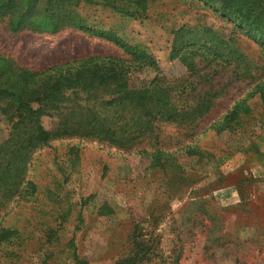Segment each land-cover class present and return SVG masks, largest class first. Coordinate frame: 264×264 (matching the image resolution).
Instances as JSON below:
<instances>
[{
  "label": "rangeland",
  "instance_id": "374dc122",
  "mask_svg": "<svg viewBox=\"0 0 264 264\" xmlns=\"http://www.w3.org/2000/svg\"><path fill=\"white\" fill-rule=\"evenodd\" d=\"M78 12L88 24L145 50L157 70L142 68L112 42L73 28L55 34L14 33L4 18L0 59L37 79L53 76L54 81L82 65L112 63L113 73L119 74L124 64L131 87L142 89L157 74L171 80L185 73L170 56L176 32L186 28L193 36L211 29L222 39H232L243 62L237 77L214 83L212 89L222 93L210 96L209 111L193 124L160 121L154 134L138 144H124L122 134L104 137L94 132L52 139L34 151L22 180L27 194L0 207V228L16 229L24 238L19 248L13 245L17 257L3 264H42L49 254L48 264H74L66 247L72 237L80 259L115 264L132 248L136 231L155 249L140 264H264V119L245 121L251 124L247 132L216 134L212 128L235 104L254 112L264 106L259 96L264 92L262 44L236 29L246 23L222 17L216 5L199 0H160L135 18L100 6H80ZM199 67L203 79H210L212 66ZM94 88L96 98L91 99L80 89L65 90L70 99L65 103H105L111 90L117 91L115 84ZM42 125L55 132L57 115L43 117ZM6 134L0 122V138ZM186 145L213 158L200 164L187 157ZM162 156L168 165L159 168L155 159ZM191 173L194 177L187 180ZM176 179L180 182L174 183ZM47 234L53 238L44 244Z\"/></svg>",
  "mask_w": 264,
  "mask_h": 264
},
{
  "label": "trees",
  "instance_id": "16d2710c",
  "mask_svg": "<svg viewBox=\"0 0 264 264\" xmlns=\"http://www.w3.org/2000/svg\"><path fill=\"white\" fill-rule=\"evenodd\" d=\"M157 1L160 0H0V18L7 20L9 30L14 33L30 30L55 34L64 28H73L116 44L138 61L142 68L147 65L156 68L155 60L149 53L140 47L128 45L109 30L88 24L78 9L80 6H100L118 15L135 18L145 16L150 5ZM199 1L208 6L216 5L222 17L232 19L235 16L246 23L236 26V29L264 47V4L260 0ZM194 33L191 29L180 28L172 43L170 60L177 61L185 73L171 80L157 74L142 89L131 87L124 64L119 74L113 73L112 63L82 65L75 69L76 73L69 72L54 81L53 76L37 79L36 74L14 69L10 62L0 59V122L7 127L6 137L0 138V207L27 194L22 182L27 159L34 151L48 146L52 139L88 137L94 132L104 137L118 133L122 134L124 144H138L154 134V128L160 121L176 125L193 124L203 117L212 104L210 96L222 93L220 89H212L214 83L223 82V85L232 76L237 77L243 61L232 39H222L211 29H205L202 35L193 36ZM208 55L210 59L206 58ZM201 63L212 66L210 79L204 80L206 75L200 74ZM80 74L83 76L80 77ZM107 84H111V87L115 84L117 91L111 90L110 100L105 103H87L84 106L65 103L70 100L63 95L65 90L80 89L91 99L96 98L95 91L98 88H94L95 85ZM259 94L264 105V92L260 91ZM257 112L235 104L229 115L212 128L216 134L224 130L247 132L251 124L245 121L264 119V106ZM52 115L58 117L55 132L47 131L42 125V118ZM184 149L187 157L196 159L200 164L204 160L209 163L213 158L198 147L186 145ZM155 162L159 168L168 165L163 156L155 159ZM179 177L183 180L187 178L182 175ZM191 177L194 174L191 173L187 180ZM173 182L180 181L176 179ZM174 187L172 185L171 188ZM199 203L203 205L206 201ZM45 238L44 244H49L53 237L47 234ZM23 241L20 231L0 228V264L17 257L13 245L19 248V242ZM149 241L136 231L131 238L132 248L115 264H140L150 260L155 255V249ZM66 247L70 250L74 264H90L80 259L74 237ZM50 257V254L47 255L42 264H48Z\"/></svg>",
  "mask_w": 264,
  "mask_h": 264
}]
</instances>
